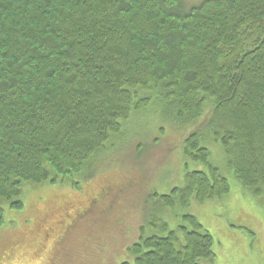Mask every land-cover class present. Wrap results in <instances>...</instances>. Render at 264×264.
Here are the masks:
<instances>
[{"label":"trees","instance_id":"1","mask_svg":"<svg viewBox=\"0 0 264 264\" xmlns=\"http://www.w3.org/2000/svg\"><path fill=\"white\" fill-rule=\"evenodd\" d=\"M191 1L0 0V229L7 230L0 264L12 263L20 237L11 236L33 225L49 201L67 197L52 187L70 182L84 197L98 154L124 134L148 93H164L189 124L204 118L242 190L264 205V0ZM186 52L193 59L182 75ZM144 56L157 62L149 67ZM202 136H186L185 154L208 171L188 172L183 187L156 194L164 217L143 216L123 264H214L212 233L183 211L193 199L231 190ZM25 186L36 192L28 208ZM7 206L26 211L15 228H5ZM58 238L59 231L38 240L20 264H57Z\"/></svg>","mask_w":264,"mask_h":264},{"label":"rangeland","instance_id":"2","mask_svg":"<svg viewBox=\"0 0 264 264\" xmlns=\"http://www.w3.org/2000/svg\"><path fill=\"white\" fill-rule=\"evenodd\" d=\"M197 2L199 0H192L188 4L191 6ZM185 55L183 66L185 61L187 64L193 59L187 52ZM143 58L149 67L157 62L151 56ZM184 67L182 75L190 70ZM201 70V66L196 69L198 75ZM144 92L146 89L141 90ZM146 96L150 99L142 100L145 105L132 120L124 123V134L113 137L106 150L98 154L90 173L91 180L83 190L84 197L77 198V191L81 189L73 188L68 184L70 182L55 185L52 188L67 197L49 201L33 225L23 226L18 234L11 236V239L14 237L12 241L20 237L19 244L12 251L11 264H20L24 258H30L36 244L45 236L56 238L57 231L62 236L58 238L62 242L57 243L62 258L57 264H123L128 258V246L139 237L143 216L152 215L156 219L161 214L164 217L165 211L156 196L183 187L188 172L208 171V165L185 154L184 139L193 131L203 133L202 144L211 152L210 161L229 179L231 190L222 197L204 202L193 199L183 211L195 214L204 228L212 233L216 251L214 264H264V205L249 194H243L223 144L208 126H203L204 118L197 124L179 118L174 112L175 107L165 100L164 93L153 92ZM168 99L172 97L168 96ZM183 99L186 102L187 99ZM250 106L258 107L257 104L256 107L247 105L249 109ZM208 115L209 112L203 117ZM254 119L258 121L256 114ZM81 183L84 188L85 180L81 179ZM46 188L50 187L39 191L45 198L47 195L43 192ZM102 191L104 197L101 198ZM92 192L101 200L90 196ZM35 193L24 187L27 208ZM25 212L12 211L7 206L5 228L19 226ZM30 221L27 224L33 223ZM178 221H181L180 216L172 217V227H176ZM6 231L0 229V234Z\"/></svg>","mask_w":264,"mask_h":264},{"label":"crops","instance_id":"3","mask_svg":"<svg viewBox=\"0 0 264 264\" xmlns=\"http://www.w3.org/2000/svg\"><path fill=\"white\" fill-rule=\"evenodd\" d=\"M243 191V190H242ZM243 194H245V192L243 191Z\"/></svg>","mask_w":264,"mask_h":264}]
</instances>
